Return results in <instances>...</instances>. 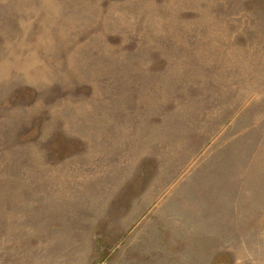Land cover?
<instances>
[{"label": "rangeland", "instance_id": "rangeland-1", "mask_svg": "<svg viewBox=\"0 0 264 264\" xmlns=\"http://www.w3.org/2000/svg\"><path fill=\"white\" fill-rule=\"evenodd\" d=\"M0 264H264V0H0Z\"/></svg>", "mask_w": 264, "mask_h": 264}]
</instances>
